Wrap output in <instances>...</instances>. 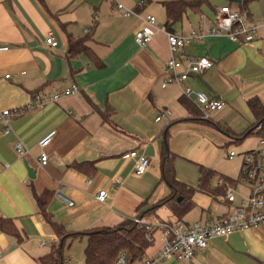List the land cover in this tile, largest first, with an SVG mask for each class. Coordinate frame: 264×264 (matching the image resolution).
<instances>
[{"label": "crops", "instance_id": "obj_1", "mask_svg": "<svg viewBox=\"0 0 264 264\" xmlns=\"http://www.w3.org/2000/svg\"><path fill=\"white\" fill-rule=\"evenodd\" d=\"M162 1L45 0V7L41 0H0V44L9 46L0 51V108L21 109L13 117L10 131L0 123V216L12 218L25 234L19 243L0 229V264H41L39 257L58 239L55 226L40 213L36 192L53 190L48 204L53 219L77 231L116 225L168 195L171 190L162 178L161 151L164 128L175 119L168 129L175 170L184 159L199 166L198 179H181L176 170L180 180L196 189L193 206L182 219L189 223L216 220L250 194L252 183L240 180L244 157L236 178L213 159L220 148L248 137L253 140L245 143L244 153L264 147V132L237 140L216 125L240 133L255 121L248 100L258 96L264 102V0H214L217 7L229 4L239 10L243 3L249 24L256 28L254 39L237 42L226 33L207 34L185 48V54L206 55L213 62L185 81L194 90L223 99L221 107L204 116L210 122L190 117L181 102V85L162 86L164 65L171 55ZM117 2L130 9V15H124ZM148 14L156 16L158 28L153 39L140 46L135 33L145 25ZM210 19L204 11L190 10L175 27L178 32L207 29ZM88 31L91 38L87 44L104 60L102 67L84 52L66 58L68 32L82 37ZM49 34L56 37L57 45L46 42ZM72 83L79 85L78 92L56 101L49 98L53 88L63 89ZM37 93L44 98H37ZM189 98L195 102L194 95ZM166 109L173 115L157 120ZM103 112L108 114L106 121ZM51 129L56 133L45 147L48 161L42 164L39 141ZM17 141L24 144L23 155L17 151ZM132 149L150 159L143 174L135 171L137 157L127 155ZM231 150L227 157L234 159L229 156ZM84 160L94 162L95 168L87 172L71 165ZM5 162L10 166L3 167ZM27 164L34 168L35 176L29 174ZM201 165L215 171L211 190L199 187ZM219 176L231 178L234 187L248 184L249 192L236 194L233 203L227 201L225 188L217 184ZM101 188L107 190L104 202L95 197ZM152 212L145 219H177L170 204ZM158 232L161 241L156 245ZM86 243L87 237L81 236L67 244L65 264H85ZM162 244V231L157 229L145 257L156 254ZM162 264H264V223L217 236L191 259L171 257Z\"/></svg>", "mask_w": 264, "mask_h": 264}, {"label": "built area", "instance_id": "obj_2", "mask_svg": "<svg viewBox=\"0 0 264 264\" xmlns=\"http://www.w3.org/2000/svg\"><path fill=\"white\" fill-rule=\"evenodd\" d=\"M116 5L118 8L124 10V15H130L132 12L120 2H117ZM248 21L249 16L246 11L234 9L229 4H224L218 7L215 19L209 20L210 23L207 29L199 27L189 32L169 31L167 35L171 55L164 65L166 76L162 81V86L172 83L181 85L184 94L187 96L194 95L195 102L201 108L203 115L209 117L213 110L223 105V99L211 96L206 91L194 90L186 85L185 81L192 73H198L211 67L213 62L206 55L185 54V48L187 45L202 40L207 34L226 33L234 41H250L254 39L256 28L249 24ZM145 22V25L135 33V40L140 46L147 45L153 39L158 28L156 16L153 14H148ZM46 42L54 46L58 44V40L53 34L47 35ZM8 48V45L0 44V51L7 50ZM79 90L80 87L77 83H72L63 89L53 88L49 98L56 101L63 95H69ZM36 97L44 98V95L37 93ZM20 111L21 109L19 108H0V123L4 124L6 132L11 130V121ZM167 115L172 116L173 111L171 109L163 110L157 115L156 119L159 120ZM55 133L56 130L51 129L39 141L41 147L39 158L42 164H46L48 161V153L45 147L51 142ZM16 148L20 154L23 155L25 153L22 141H17ZM236 154L235 150H231L229 156L232 158ZM127 155L137 157L135 164L137 174H143L148 170L150 166L148 156L138 154L136 149H132ZM2 165L7 168L10 166V163L5 162ZM240 180L252 183L250 194L243 197L241 202L235 205L234 210L216 220H196L189 223L182 218L174 221H150L135 216L136 222L146 228L147 239L153 240L157 229L162 231V247L156 254L145 257L137 262L130 260L127 251L122 250L111 264H162V262L171 257L186 260L191 259L195 256L198 249L206 248L217 236L229 235L233 232L253 228L264 223V147L244 153ZM217 184L225 185L226 200L233 203L236 200L235 187L226 184L223 176L218 177ZM95 197L97 200L104 202L107 197V190L101 188ZM67 200L70 204L74 203L70 198H67ZM45 242L42 241V243ZM1 258L0 254V260Z\"/></svg>", "mask_w": 264, "mask_h": 264}, {"label": "trees", "instance_id": "obj_3", "mask_svg": "<svg viewBox=\"0 0 264 264\" xmlns=\"http://www.w3.org/2000/svg\"><path fill=\"white\" fill-rule=\"evenodd\" d=\"M42 4L46 7L45 0H41ZM246 2V0H245ZM162 4L165 7L166 19L164 22L165 29L169 31H177L176 24L183 21L184 17L191 10L195 13H202L205 4H211V0H164ZM241 4L240 10L243 11L245 7ZM57 17V14H53ZM64 27V24L61 23ZM90 31V30H89ZM82 37H75L72 33L68 32V50L67 59L79 52L86 53L98 67L104 65V60L95 52V50L87 44V40L91 38V32ZM181 102L186 105L191 112L192 118L198 120H205L210 122V118H205L201 108L197 103L189 98L186 94L181 97ZM250 108L255 115V121L249 126L248 129L240 133H232L229 128L216 124L226 132L231 133L237 140L244 139L251 133L262 135L264 132V102L258 96L251 97L248 100ZM103 119H108L107 112H103ZM178 119L172 120L164 128V142L161 151V170L162 178L169 184L170 193L165 197L159 199L153 206L147 208L138 217H148L155 208L160 205L170 204L175 217L177 219L183 218V215L193 206L192 195L196 190L193 185H190L180 180L176 175L174 164V153L170 151L168 146L169 126ZM262 128H259V126ZM254 151V150H249ZM248 152V151H247ZM73 167L89 172L94 169V162L74 161L71 164ZM201 176L199 180V187L204 190H211L210 181L215 175V171L201 165ZM225 178V177H224ZM226 184H233L232 179H226ZM225 188V185H221ZM53 190L45 189L44 191L35 194L40 213L43 217L51 222L56 229L58 239L51 244L50 250L39 257L41 264H65L64 249L67 244L71 243L74 239L81 236L87 237L85 247V264H111L116 260L122 250L127 251L130 260L140 261L145 258L146 250L153 240L146 237V228L141 226L135 217H127L120 223L113 226H99L88 230H69L65 226L57 223L48 209V204L53 195ZM179 203H184L180 206ZM152 212V213H151ZM0 229L16 237L17 242H23L25 234H23L16 226L12 218L7 216H0Z\"/></svg>", "mask_w": 264, "mask_h": 264}, {"label": "rangeland", "instance_id": "obj_4", "mask_svg": "<svg viewBox=\"0 0 264 264\" xmlns=\"http://www.w3.org/2000/svg\"><path fill=\"white\" fill-rule=\"evenodd\" d=\"M219 1H223V0H219ZM228 0H226L227 2ZM230 2V0L228 1ZM217 2H215L214 0H211V4H205L204 5V14L211 18V19H215L216 17V12H215V8L217 9L218 7L216 6ZM157 11L164 16V13L161 10ZM253 140V138H246L244 139V141H242V143H232V144H228L226 147H222L217 151V154L215 155L214 160L219 161V163L221 164V166H223L226 170H230L231 172L234 173H228L233 177H237L239 170H240V165H241V160L244 157V150L243 146L245 145V143H247V141ZM231 149H234L235 151H237V154L235 155L234 159H229L227 157V152ZM225 152V154H224ZM177 170V167H176ZM224 171V170H223ZM198 174H199V166L193 162L190 161L189 159H184L181 161V163L178 165V170H177V175L178 177H180L181 179L184 178L186 180H189L190 178H196L198 179ZM166 183V182H165ZM235 191L236 194L238 195V197L241 194H247L249 192V188H248V184H244V183H238L235 187ZM161 239H160V234L159 232L156 235V245L158 243H160ZM153 244L149 247L148 251L152 250Z\"/></svg>", "mask_w": 264, "mask_h": 264}, {"label": "water", "instance_id": "obj_5", "mask_svg": "<svg viewBox=\"0 0 264 264\" xmlns=\"http://www.w3.org/2000/svg\"><path fill=\"white\" fill-rule=\"evenodd\" d=\"M28 170H29V174L31 176H35V170L33 167L29 166V164H27Z\"/></svg>", "mask_w": 264, "mask_h": 264}]
</instances>
